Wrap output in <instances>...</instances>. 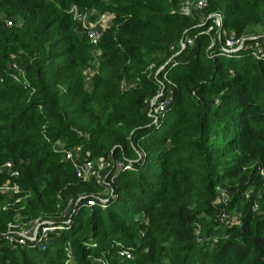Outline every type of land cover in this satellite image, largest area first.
Wrapping results in <instances>:
<instances>
[{
    "label": "trees",
    "instance_id": "obj_1",
    "mask_svg": "<svg viewBox=\"0 0 264 264\" xmlns=\"http://www.w3.org/2000/svg\"><path fill=\"white\" fill-rule=\"evenodd\" d=\"M184 1L0 0V183L29 192L21 215L48 221L57 199L69 209L45 240L10 244L15 211L0 193V264H63L66 247L74 264H264V201L244 196L264 184V61L218 45L210 57ZM208 1L235 35L262 37L264 0ZM89 10L113 14L95 45L74 27ZM159 93L169 99L150 114ZM56 142L123 166L92 193L102 185L77 179ZM230 209L238 224L219 219ZM117 247L131 259H112Z\"/></svg>",
    "mask_w": 264,
    "mask_h": 264
},
{
    "label": "built area",
    "instance_id": "obj_2",
    "mask_svg": "<svg viewBox=\"0 0 264 264\" xmlns=\"http://www.w3.org/2000/svg\"><path fill=\"white\" fill-rule=\"evenodd\" d=\"M189 1L190 0H185L181 4L180 8L185 12L195 10L200 13L199 18L201 24H203L202 32L206 33L209 39V45L206 51L210 57H213L212 50L215 45H218V50L220 53H236L242 49L246 50L251 58L264 61V39H261L259 37H252V35H250V37H246V35L237 37V35H235L232 31H225L222 12L219 10L206 11L209 2L208 0H191V2ZM70 10L73 13H75L76 11L73 5L70 7ZM94 11L95 10H89L79 16L85 29L87 38L93 45L97 44L102 30L111 24L112 19V13L110 11L104 10L97 13V17L95 20L87 21L85 19V15ZM4 21L5 24L10 22L9 20ZM192 43L193 38L187 37L183 42L180 43V45L181 47H184L186 45L191 46ZM14 69L17 73H20L21 76L23 75V72L19 68H17L15 64ZM13 78L16 80L18 78V74H14ZM122 85H124V83H122ZM168 99H162L157 107H152L150 104L151 108L148 112L150 114H155L159 110L161 111L164 108L165 103H167ZM55 145H57V149L60 151L61 159L65 162H68L72 166L76 178L82 181H89L91 178L96 177L91 160H89L87 157H80L78 147L73 146L70 148H64L61 147V144L59 142H56ZM112 163V168L110 170L116 171L123 166V164L118 160H116L115 162L113 160ZM11 166V163L9 161H6L2 164L1 168L5 169L9 177L12 178L17 176V171L11 170ZM258 172L264 179L263 170H259ZM0 189H3L5 192L6 190H10L12 193H16V191L19 190V187L15 181L7 179L5 181V184L3 186H0ZM226 200L227 197L224 195V193L219 192V201L221 203H224ZM92 205L93 201L91 199L86 200L87 207H90ZM219 217H221L220 219L224 224L230 222L227 218V215L222 210H220L219 212ZM35 222L36 224L33 231L31 230V228L27 229L24 232L16 230L18 227L17 223H8L6 226L5 234L6 241L10 244L15 243L18 245H23L26 241H41L40 239L44 238L49 230L60 228V226H54L53 222L41 220L40 218H38ZM37 233L38 235H36ZM118 254L122 258H130V253L125 249H119Z\"/></svg>",
    "mask_w": 264,
    "mask_h": 264
},
{
    "label": "rangeland",
    "instance_id": "obj_3",
    "mask_svg": "<svg viewBox=\"0 0 264 264\" xmlns=\"http://www.w3.org/2000/svg\"><path fill=\"white\" fill-rule=\"evenodd\" d=\"M189 2H191V0ZM98 12L99 11L95 10L94 12L85 15V19L87 21L95 20L96 17H97V13ZM112 17H113V14H112ZM73 19H75V21H76L75 26H74L75 30H76V33H77L78 37H81V35L85 33V29L83 27V24H82V22H81L79 17L76 16V17H73ZM111 21H112V19H111ZM224 30L225 31H230V32L232 31L234 33V31H233V29L231 27H225ZM261 34H262V37H259V34L255 35V37H259L261 39H264V32H262ZM86 37H87V35H86ZM237 37H242V35H237ZM253 37H254V35H253ZM208 45H209V39H208V43H207V45L205 47V50H207ZM94 53H98L97 48H94V49L91 50V54L94 55ZM236 54H237V52H236ZM13 58L14 57L11 56V58H8V60H7V63L12 68H14ZM96 66H97L96 59L93 58L90 61H88V66L85 67V69L83 70V76H84V80H85V87L87 89L90 88V78H91L92 74L95 73L94 68ZM161 93H159L158 95H155L150 100V104H151L152 107H157V105H159L161 100L164 98V96L161 95ZM151 106L149 107V109L151 108ZM76 147L79 148V155L81 157H87L88 158V154L87 153H84L85 155L84 154L82 155V149L80 148V145H76ZM88 159L91 160L92 167H93V170L95 171V176H96V177L91 178L90 180H93V182H95L97 184L99 182V184L102 185L101 186L102 188H100V189H94V190L91 189L92 193H96L98 195H103L105 193L106 189L110 188V184H112L111 180H110V182H107L106 174L112 168L111 166L113 164L112 162H113L114 159L112 157H110V155L102 156V157H96V158H88ZM262 170L264 172V167L262 168ZM258 175L261 176L259 174V172H258ZM5 181L1 182L0 186H3L5 184ZM80 181H82V180H80ZM82 182H84V181H82ZM262 182L264 183V180H262ZM217 191L220 192L221 190L217 189ZM0 193L7 200V203L2 205L1 209H5L6 207H8L7 205H10V206L14 207L13 210L15 211V215H14L15 217L13 218L14 219L13 221L18 224V227H17L16 230H18V231L20 230V231L24 232L27 229H31L32 228L31 230L33 231L34 226L36 224L35 221L38 218L42 217L43 214L42 215L38 214V215H35V216L21 215L20 212H21V210L23 208L24 203L27 202L28 205L31 203V202L30 203L28 202V199H29V196H30L29 192L17 190L16 193H12L10 190H6V192H5L3 189H0ZM250 193L253 195V200H254L253 204L254 205L259 200L264 201V184H261V185L257 186L255 189L253 188V189H251L249 191H245L244 192L245 198L248 197L250 195ZM68 211H69L68 208H63V209L60 208V201L57 199L56 202H55V207L53 208V210L51 212H49L50 214L46 215L48 217H45V218H48L49 219L48 221H51V222L52 221L53 222L54 221L55 222L56 221H60V220H63V219L66 218V216L68 215ZM226 215H227V218L229 219L231 224L234 225V224H238L239 223V221H238L239 214L234 209L228 210ZM42 218H44V217H42ZM220 218L221 217H219V219ZM36 235H38V233ZM45 239L46 238L44 237V238H42L40 240L42 241V240H45ZM118 250H119L118 247L115 248L114 254H112L111 258L112 259H125V258L120 257V255L118 254ZM70 254H71L70 253V249L68 247H66L65 250H64V257L62 259V263L63 264H74L75 261H74L73 257ZM131 257L132 256L130 255V258L129 259L127 258L125 260H130ZM92 263L93 264H108L107 259H104L102 257H100V258H92Z\"/></svg>",
    "mask_w": 264,
    "mask_h": 264
}]
</instances>
